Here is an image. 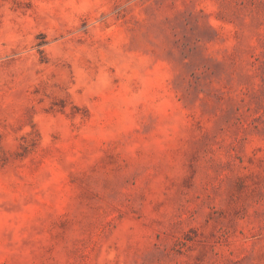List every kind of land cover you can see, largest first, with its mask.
<instances>
[{
    "label": "rangeland",
    "instance_id": "374dc122",
    "mask_svg": "<svg viewBox=\"0 0 264 264\" xmlns=\"http://www.w3.org/2000/svg\"><path fill=\"white\" fill-rule=\"evenodd\" d=\"M0 264H264V0H0Z\"/></svg>",
    "mask_w": 264,
    "mask_h": 264
}]
</instances>
